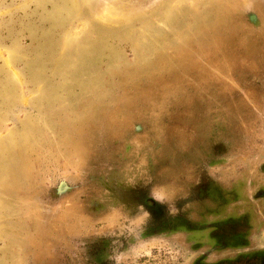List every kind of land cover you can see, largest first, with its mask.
<instances>
[{
	"label": "rangeland",
	"instance_id": "rangeland-1",
	"mask_svg": "<svg viewBox=\"0 0 264 264\" xmlns=\"http://www.w3.org/2000/svg\"><path fill=\"white\" fill-rule=\"evenodd\" d=\"M202 178L263 214L264 0H0V264H190Z\"/></svg>",
	"mask_w": 264,
	"mask_h": 264
},
{
	"label": "flooded vegetation",
	"instance_id": "flooded-vegetation-1",
	"mask_svg": "<svg viewBox=\"0 0 264 264\" xmlns=\"http://www.w3.org/2000/svg\"><path fill=\"white\" fill-rule=\"evenodd\" d=\"M206 180L202 178V181L197 185V190H194L188 200L191 204L198 205L201 211L197 216L201 219L189 216L187 217L188 225L181 227L188 230L187 242L190 245L191 254L198 253L192 258L190 264H264V247L256 248L257 245L254 241L264 232V185L257 190L255 197V201H260L262 205L263 214L258 216L259 206H253V202L250 206L242 204L244 200L238 186L234 191H227L221 183L217 184ZM116 192H119L117 198ZM116 192L112 196L121 205L127 207L131 213L137 207L150 214L149 219L146 218L143 234L147 237L154 235L157 230L161 232L168 226L171 228L172 224L179 227L184 218L183 211L179 209H175L174 217L163 210L161 211L162 206H159L156 201L146 196L145 192H141V190L120 189ZM233 203L239 204V206L235 208ZM216 208L220 214L219 219L222 221L208 224L204 220L206 217L203 216L210 212V209L216 210ZM192 213L190 212V215ZM259 239H264V237ZM94 245L92 246L95 249L94 253H91L87 264H98L97 261H101L105 254L99 248L102 247L101 244ZM104 262L101 264H111Z\"/></svg>",
	"mask_w": 264,
	"mask_h": 264
},
{
	"label": "clouds",
	"instance_id": "clouds-1",
	"mask_svg": "<svg viewBox=\"0 0 264 264\" xmlns=\"http://www.w3.org/2000/svg\"><path fill=\"white\" fill-rule=\"evenodd\" d=\"M149 195L158 204H165L166 201L169 199V193L165 186H160L158 189L150 190ZM145 215L150 217V214L147 212H145Z\"/></svg>",
	"mask_w": 264,
	"mask_h": 264
}]
</instances>
